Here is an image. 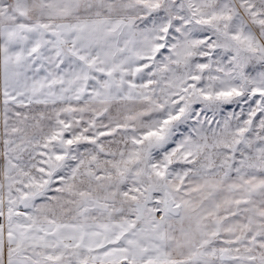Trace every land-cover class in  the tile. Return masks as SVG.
Returning a JSON list of instances; mask_svg holds the SVG:
<instances>
[{"label": "snow or ice", "instance_id": "obj_1", "mask_svg": "<svg viewBox=\"0 0 264 264\" xmlns=\"http://www.w3.org/2000/svg\"><path fill=\"white\" fill-rule=\"evenodd\" d=\"M0 264H264V0H0Z\"/></svg>", "mask_w": 264, "mask_h": 264}]
</instances>
